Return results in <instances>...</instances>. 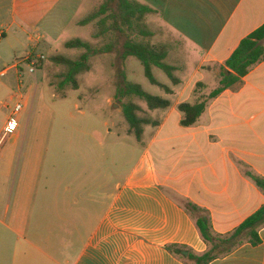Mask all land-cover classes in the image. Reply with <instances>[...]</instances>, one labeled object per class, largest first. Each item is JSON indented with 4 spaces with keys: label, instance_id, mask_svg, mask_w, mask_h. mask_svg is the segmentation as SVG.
Masks as SVG:
<instances>
[{
    "label": "crops",
    "instance_id": "obj_1",
    "mask_svg": "<svg viewBox=\"0 0 264 264\" xmlns=\"http://www.w3.org/2000/svg\"><path fill=\"white\" fill-rule=\"evenodd\" d=\"M134 1L155 12L147 25L155 22L185 44V66L168 57L179 83L168 78L161 84L172 93L157 86L154 95L169 108L154 111L162 113L154 119L159 126L140 142L124 138L121 153L111 147V129L99 135L59 117L54 109L69 95L52 94L59 101L47 103L46 80L16 97L23 111L42 105L50 117L42 134L33 131L34 118L8 140L0 131V264H190L185 251L203 254L208 245L186 203L202 209L218 235L233 233L264 206V192L246 175L264 178V61L210 101L195 125L181 126L178 109L219 87L221 68L264 25V0ZM86 3L0 0V61L7 45L15 62L22 56L1 74L22 69L41 43L57 53L67 28L89 13L81 12ZM13 30L17 48L3 49ZM9 89L0 84V97ZM75 110L82 112L78 104ZM172 117L177 131L169 134ZM259 237V245L246 241L211 264H264V227Z\"/></svg>",
    "mask_w": 264,
    "mask_h": 264
},
{
    "label": "trees",
    "instance_id": "obj_2",
    "mask_svg": "<svg viewBox=\"0 0 264 264\" xmlns=\"http://www.w3.org/2000/svg\"><path fill=\"white\" fill-rule=\"evenodd\" d=\"M154 13L149 7L134 0H104L100 7L86 14L77 21L76 25L81 28L96 25L95 39H111V36L115 39L100 49L80 39L71 40L66 42V49H83L85 53L76 59L58 55L51 60L56 66L64 67L66 70L60 76L62 81L59 83V88L63 91L68 88L78 90L80 88L78 77L92 70L91 61L93 58L101 55L118 54L120 69L117 71L115 82V100L121 104L123 116L129 125V133L139 142L142 140L145 127H157L159 122L149 115L140 116L143 109L135 100L144 102L150 112L167 109L170 102L145 92L139 85L129 81L125 70L127 59H137L142 64L149 82L163 89L166 94H171L172 91L156 80L153 74L155 68L162 70L174 85L179 83L175 77L176 68L168 62L166 48H157L151 44L155 34L147 25L146 19ZM263 61L264 25L245 38L225 66L221 68L219 87L216 90L212 91L209 96L203 97L196 104L183 103L179 106V112L183 116L181 126L187 128L195 125L205 113L210 101L240 84L243 78ZM202 88H204L202 84L197 85V89ZM246 175L264 192V178L251 171H247ZM186 209L196 217L199 233L208 245V251L203 254L185 251L187 253L186 260L190 264H211L219 258L230 255L246 241L253 246L261 243L259 231L264 227V206L228 235L215 234L209 217L199 207L188 202ZM169 250L175 254L183 253L182 248L175 246L169 247Z\"/></svg>",
    "mask_w": 264,
    "mask_h": 264
},
{
    "label": "rangeland",
    "instance_id": "obj_3",
    "mask_svg": "<svg viewBox=\"0 0 264 264\" xmlns=\"http://www.w3.org/2000/svg\"><path fill=\"white\" fill-rule=\"evenodd\" d=\"M103 2L104 0H89V3H86L85 6L82 7L81 12H91L100 7ZM58 17L60 18L63 16L59 15ZM151 18L153 19V16H151ZM148 26L155 34V37L151 40V44L157 48H166L168 51V57H171L170 60H173L178 68L185 66L184 59L182 60V57L186 55L185 44L176 39L169 30L159 26L155 22H152ZM96 32V25H90L85 28H78L71 25L67 28L60 43L56 45L55 51H57V53H53L54 51H46L44 48L46 46H43L44 43H41L35 55H33L29 61L23 62L21 66L22 69H19L18 72H16L17 70L11 69L8 70L4 76H1L0 72V84L10 88L9 91H5L0 97V131L2 130V133L5 130L9 119L8 116L11 115L16 106V97L20 96L22 93L25 94L30 86L33 85L34 87H39L42 85L43 81L46 80L51 87V91L48 92V96H46L47 103L51 104L54 100L59 101L58 99L53 100L51 98L52 94H56L60 98H65L67 97V94L69 95V100L65 102L62 109H54L59 117L65 119L68 117H74V123L79 127L86 131L97 132L99 135L106 134L108 130L111 129V135L109 137L111 147H114V150H121V153L125 151L124 145L126 144V141L124 138L127 137V139L134 141V136L129 133V125L126 123L123 116L121 104L117 103L115 100V82L117 71L120 69L118 54L101 55L93 58L91 61L92 70L89 73L78 77L80 84L78 90L68 88L63 91L59 88V83L62 81V77L60 76L65 73L66 70L64 67L56 66L51 61L54 56L58 55L76 59L85 53V50L83 49H66V43H63L64 41L80 39L84 42L91 43L93 47L100 49L104 45H108L112 39H115L112 36L111 39H95L94 35ZM8 34V40L4 43L5 46L3 44V49H5L7 44H10L11 47L17 48V44L14 40L18 38L15 37L16 32L14 30L8 31ZM23 39L24 37L20 39V42H22ZM8 49L9 46L7 45L6 51L3 53L4 62L0 61V71L7 69L8 65H11L12 63L21 61L22 56H18L19 60L15 62ZM127 66H131L134 69V72H128L130 74V76L128 74V78L131 82L139 85L145 92L153 96L158 95V87L149 82L144 74L142 64L137 59L131 58ZM31 68L35 70L34 74L30 73ZM18 73L21 75L19 79L17 77ZM153 74L158 82L162 84H167L169 82L167 75L162 70L155 68ZM17 85H20L21 88L19 89ZM12 96H14V99H11ZM34 99V96L31 97L30 102H34ZM135 102L143 109V113H140V116L149 115L153 119H161L162 113H154V111L150 112L144 102L139 100H135ZM75 104L79 105V108H81L80 111L82 112L75 110ZM81 113H84V115ZM49 117L50 114L45 106L40 105L36 109V113H34L31 108H29V110L26 109L22 111L17 118L19 128L16 133H18L19 130L23 131L24 128L28 126L31 119L34 118L35 124L33 125V131L42 134L47 131ZM175 120V117H172L168 122L166 126L167 133L174 134L177 131ZM105 124H108L109 126H105ZM153 130L155 129L152 128V126L145 127V131L151 132ZM3 150L5 151V149ZM120 162L123 163L122 160ZM125 167H127V164Z\"/></svg>",
    "mask_w": 264,
    "mask_h": 264
},
{
    "label": "built area",
    "instance_id": "obj_4",
    "mask_svg": "<svg viewBox=\"0 0 264 264\" xmlns=\"http://www.w3.org/2000/svg\"><path fill=\"white\" fill-rule=\"evenodd\" d=\"M30 73L34 74L35 70L31 68ZM4 75H5V72H2L1 76H4ZM22 111H23V105L20 103L16 104L13 112L9 116L5 130L3 131V140H8L16 134L19 128V122L17 118Z\"/></svg>",
    "mask_w": 264,
    "mask_h": 264
}]
</instances>
